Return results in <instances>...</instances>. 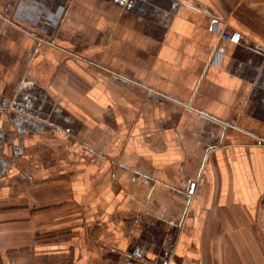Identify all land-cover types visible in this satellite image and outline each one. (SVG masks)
Segmentation results:
<instances>
[{
	"label": "crops",
	"instance_id": "crops-1",
	"mask_svg": "<svg viewBox=\"0 0 264 264\" xmlns=\"http://www.w3.org/2000/svg\"><path fill=\"white\" fill-rule=\"evenodd\" d=\"M7 203L11 264H262L264 0H0Z\"/></svg>",
	"mask_w": 264,
	"mask_h": 264
},
{
	"label": "rangeland",
	"instance_id": "rangeland-1",
	"mask_svg": "<svg viewBox=\"0 0 264 264\" xmlns=\"http://www.w3.org/2000/svg\"><path fill=\"white\" fill-rule=\"evenodd\" d=\"M8 3H6V5L4 6L3 8V11H2V14L3 16H9V12L7 10V7H8ZM9 203L7 204H0V224H3L5 223L6 221H8L6 218L8 216H5V213H6V210L8 209L9 207ZM260 213L263 214L261 217H260ZM264 208L262 211L259 212V224H258V230L260 231L261 235H262V241H259L257 243L258 245V254H259V258H258V261L261 262L262 264H264ZM261 219V220H260ZM2 226L0 225V228ZM5 232V231H3ZM0 242V264H11V262L14 260V256L16 253L18 252H22V251H25L27 250L25 247H14V248H9V245L7 244H4ZM227 260V264H232V262H235L238 261V259H225V261ZM246 260V259H245ZM243 263H246L245 261L242 262Z\"/></svg>",
	"mask_w": 264,
	"mask_h": 264
},
{
	"label": "built area",
	"instance_id": "built-area-1",
	"mask_svg": "<svg viewBox=\"0 0 264 264\" xmlns=\"http://www.w3.org/2000/svg\"><path fill=\"white\" fill-rule=\"evenodd\" d=\"M36 2L40 3V0H34ZM7 10L9 12V16L5 15L4 18H6L10 22L13 21V16H15V11L12 3L8 4ZM12 14V16H11ZM27 23H30L37 29H41L43 31H47L49 26L51 25V21L47 19L45 16L40 15H34L30 18H25ZM212 30L217 33L223 41H229L232 38V34L226 29V24L221 19H217L212 26ZM229 54V48H227L225 45L220 44L214 51L212 60H215L216 58H219L223 55ZM185 184V183H182Z\"/></svg>",
	"mask_w": 264,
	"mask_h": 264
},
{
	"label": "water",
	"instance_id": "water-1",
	"mask_svg": "<svg viewBox=\"0 0 264 264\" xmlns=\"http://www.w3.org/2000/svg\"><path fill=\"white\" fill-rule=\"evenodd\" d=\"M234 40L237 41V40H238V37L236 36V37L234 38ZM194 187H195V183H192V184H191V188H190V190H189V193H190V194H193V192H194Z\"/></svg>",
	"mask_w": 264,
	"mask_h": 264
}]
</instances>
